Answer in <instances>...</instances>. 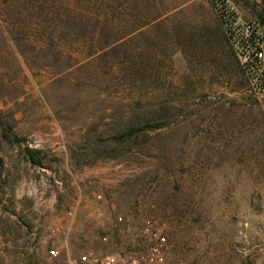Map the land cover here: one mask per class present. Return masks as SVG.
<instances>
[{
	"label": "rangeland",
	"instance_id": "rangeland-1",
	"mask_svg": "<svg viewBox=\"0 0 264 264\" xmlns=\"http://www.w3.org/2000/svg\"><path fill=\"white\" fill-rule=\"evenodd\" d=\"M0 116V264H67L40 239L100 194L109 243L74 255L166 220L170 264H264V96L210 0H0Z\"/></svg>",
	"mask_w": 264,
	"mask_h": 264
},
{
	"label": "built area",
	"instance_id": "built-area-1",
	"mask_svg": "<svg viewBox=\"0 0 264 264\" xmlns=\"http://www.w3.org/2000/svg\"><path fill=\"white\" fill-rule=\"evenodd\" d=\"M210 1L251 88L264 96V15L248 20L231 0ZM82 200L87 202L85 207L98 225L85 226L78 220ZM114 207V204H104L101 194L97 198L80 196L58 221L49 224L47 235L40 239L47 247L48 258L65 257L67 264H170L172 255L166 220H152L143 226L142 243L138 249L107 251L103 247H89L77 255L71 253L74 236L98 235L102 243H109V235L103 230L104 219Z\"/></svg>",
	"mask_w": 264,
	"mask_h": 264
},
{
	"label": "trees",
	"instance_id": "trees-1",
	"mask_svg": "<svg viewBox=\"0 0 264 264\" xmlns=\"http://www.w3.org/2000/svg\"><path fill=\"white\" fill-rule=\"evenodd\" d=\"M3 128L7 133H8V130L10 131L8 122L5 119L1 118V116H0V130H2ZM139 130H140V128H134L131 131V134H126V136H131L135 132H138ZM7 136H9V138H12L10 135H7ZM13 138H15V137H13ZM37 153H38L37 151L27 149V154H28L29 159H31L35 163H40V161L36 159Z\"/></svg>",
	"mask_w": 264,
	"mask_h": 264
}]
</instances>
